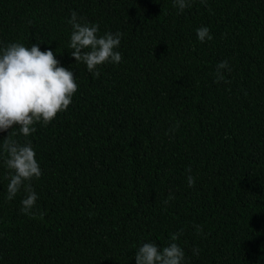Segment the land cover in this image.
Instances as JSON below:
<instances>
[{
  "label": "trees",
  "instance_id": "1",
  "mask_svg": "<svg viewBox=\"0 0 264 264\" xmlns=\"http://www.w3.org/2000/svg\"><path fill=\"white\" fill-rule=\"evenodd\" d=\"M72 12L122 33L121 63L95 77L71 57ZM17 42L52 50L78 90L31 136L0 133V264H135L177 232L185 264H264V0H0V48ZM7 135L41 168L31 214L23 188L7 199Z\"/></svg>",
  "mask_w": 264,
  "mask_h": 264
},
{
  "label": "clouds",
  "instance_id": "2",
  "mask_svg": "<svg viewBox=\"0 0 264 264\" xmlns=\"http://www.w3.org/2000/svg\"><path fill=\"white\" fill-rule=\"evenodd\" d=\"M193 2L173 0L180 12L191 7ZM200 3L206 5L207 0H200ZM68 23L72 28L68 45L72 49L71 57L84 63L95 77L100 75L98 66L122 62L121 53L116 51L122 33L107 32L98 36L99 25L81 23L76 12L71 13ZM196 35L200 42L212 39L208 27L198 28ZM216 69L217 82L224 81L223 71L230 70L227 61L219 62ZM77 90L73 72L59 66L52 50L41 51L39 44L29 48L19 42L0 48V133L18 128L23 137L31 136L37 130L35 124L46 126L67 110ZM3 150L7 154L5 164L11 171L7 199L12 200L23 188L26 196L21 201V211L31 214L38 199L31 182L42 175L36 152L30 141L21 144L8 135L3 139ZM187 184L188 187L195 184L190 174ZM171 199L174 196L170 195L164 204L167 205ZM196 231L200 234L202 229L197 227ZM180 235L181 232L172 234V242L162 248L155 243H144L135 253V264H185V253L175 243ZM193 254L199 255V249L194 248Z\"/></svg>",
  "mask_w": 264,
  "mask_h": 264
}]
</instances>
